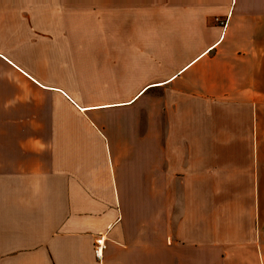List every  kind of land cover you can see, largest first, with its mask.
<instances>
[{
	"label": "crops",
	"instance_id": "0c3cea01",
	"mask_svg": "<svg viewBox=\"0 0 264 264\" xmlns=\"http://www.w3.org/2000/svg\"><path fill=\"white\" fill-rule=\"evenodd\" d=\"M0 264H264V0H0Z\"/></svg>",
	"mask_w": 264,
	"mask_h": 264
},
{
	"label": "built area",
	"instance_id": "2783aa9c",
	"mask_svg": "<svg viewBox=\"0 0 264 264\" xmlns=\"http://www.w3.org/2000/svg\"><path fill=\"white\" fill-rule=\"evenodd\" d=\"M215 22L224 28L227 22V17L225 18L216 17ZM104 248H105L104 236L102 234H99V236L94 240L93 243V254L96 257V259H98L99 261L102 259Z\"/></svg>",
	"mask_w": 264,
	"mask_h": 264
},
{
	"label": "rangeland",
	"instance_id": "374dc122",
	"mask_svg": "<svg viewBox=\"0 0 264 264\" xmlns=\"http://www.w3.org/2000/svg\"><path fill=\"white\" fill-rule=\"evenodd\" d=\"M122 36H120L121 38H123L124 36H129L132 38L133 42H141V41H148V37L145 34H139V33H131V32H126V33H120ZM87 35H84V37H86ZM100 50L98 51V53L100 54ZM82 53H85L86 56H91L90 51L87 48L82 49ZM105 53V51H104ZM105 57V56H104ZM103 57V58H104ZM96 75H94L93 73H91V78H94Z\"/></svg>",
	"mask_w": 264,
	"mask_h": 264
}]
</instances>
